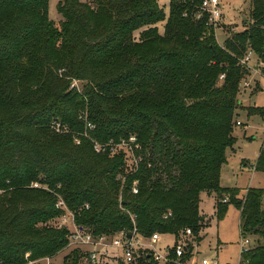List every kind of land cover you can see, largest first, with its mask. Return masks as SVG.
I'll return each mask as SVG.
<instances>
[{
  "label": "trees",
  "instance_id": "16d2710c",
  "mask_svg": "<svg viewBox=\"0 0 264 264\" xmlns=\"http://www.w3.org/2000/svg\"><path fill=\"white\" fill-rule=\"evenodd\" d=\"M202 2L170 0L167 13L159 0H60L57 24L50 0H0V263L68 247L70 230L48 224L65 213L59 195L96 233L131 230L134 214L145 235L190 229L200 240L208 192L219 220L235 204L242 236L259 237L239 264H264V188L239 197L221 185L251 73L241 60L252 50L264 68V0L222 45L208 16L197 18ZM121 142L132 163L112 147ZM82 256L72 250L63 264Z\"/></svg>",
  "mask_w": 264,
  "mask_h": 264
},
{
  "label": "rangeland",
  "instance_id": "374dc122",
  "mask_svg": "<svg viewBox=\"0 0 264 264\" xmlns=\"http://www.w3.org/2000/svg\"><path fill=\"white\" fill-rule=\"evenodd\" d=\"M60 0H50L49 14L57 24L62 19L61 14L57 10V5ZM91 2L92 0H82ZM170 0H159L161 7L165 8L168 13ZM222 7V19L219 27L215 32L217 41L222 45L228 37L233 33L247 29L253 22L251 16L252 0H220ZM160 33L164 32V22L158 24ZM136 39H139V32L135 33ZM252 51V50H251ZM248 52V51H247ZM246 52V53H247ZM245 56V55H244ZM251 73L245 78L241 85L240 98L245 101L244 107L240 108L241 114L238 117L240 121L246 122V127L236 124V142L232 147L227 148V162L222 167L221 185L223 187H237L241 190L239 197H244L249 189L264 188V170L257 168L261 149L264 141V68L260 64L258 56L252 51V58L249 62ZM219 81L223 79L219 78ZM81 85L80 82H75ZM249 93L253 94L249 97ZM250 100V101H249ZM256 104V105H255ZM247 107L256 109L254 117L248 118ZM261 108V109H260ZM243 112V113H242ZM93 127V125H90ZM235 135V134H234ZM112 147L124 150L127 152V157L134 159L133 151L127 146V143L112 144ZM35 182L31 186H34ZM4 192L0 190V195ZM242 193V194H241ZM228 198V197H227ZM216 196L208 192H202L200 202V214L204 216L202 227L200 229V240L191 232L186 234V230L181 231L178 235L182 240L194 243L197 248L198 260L204 257L217 259L219 264H239L242 254V234H241V210L231 204L223 219H218L216 210ZM53 227L67 226L69 229H74V225L70 218L64 219L57 217L48 223ZM251 243L250 248L254 247L259 238L256 234L247 236ZM175 242V235L171 233L162 234L160 239V247L172 246ZM73 249L66 247L58 255L49 258H40L34 261H29L26 264H63L64 258ZM30 253L27 254V257ZM82 264L83 261L81 260Z\"/></svg>",
  "mask_w": 264,
  "mask_h": 264
},
{
  "label": "built area",
  "instance_id": "2783aa9c",
  "mask_svg": "<svg viewBox=\"0 0 264 264\" xmlns=\"http://www.w3.org/2000/svg\"><path fill=\"white\" fill-rule=\"evenodd\" d=\"M204 14L208 16V25L215 33L223 14L221 1L203 0L197 18H202ZM251 58L252 51L249 50L242 58V64L250 67ZM224 76L222 75L221 78L224 79ZM237 124L240 125L241 121H237ZM76 141L80 143V140L77 139ZM94 148L97 152L104 150L98 142L95 143ZM34 187L48 188L38 182H35ZM133 192L138 193V188L134 187ZM227 200L226 197L224 201ZM56 206L65 211L61 217L64 219L69 217L74 225V229L65 226L70 230L68 246L81 252L83 264H141L144 261H153L157 264H219L217 259L210 260L207 257H204L200 263L194 243L187 242L185 239L182 240L179 235L174 234L175 242L172 246L161 248L159 243L162 234L160 232H154L151 235L141 233L136 226L134 214H131L134 223L133 229L96 233L93 229L76 223L74 212L69 209L60 195ZM185 232L188 234L190 230L186 229ZM250 243L248 237L242 236V252L250 248ZM191 245L192 249H190Z\"/></svg>",
  "mask_w": 264,
  "mask_h": 264
},
{
  "label": "crops",
  "instance_id": "0c3cea01",
  "mask_svg": "<svg viewBox=\"0 0 264 264\" xmlns=\"http://www.w3.org/2000/svg\"><path fill=\"white\" fill-rule=\"evenodd\" d=\"M260 64H261V62H260ZM253 94H254V93H253ZM253 94L249 93L248 99H249V97H252ZM249 101H250V100H249ZM241 102H242V105H243V107H244V105H245V101L243 102L242 98H241ZM255 105H256V104H255ZM241 111H242V110L239 109V115H238V117L240 116ZM242 113H243V112H242ZM244 113L247 114L248 118H250V117H254L255 115H257V114L249 115L247 111L244 112ZM238 117H237V121H240ZM246 125H247V124H246L245 121H244V122L241 121V124H240L239 126H243V128H244V127H246ZM236 129H237V128H236ZM236 129L234 130L235 132H236ZM235 132H234L235 137H237V134H236ZM237 138H238V137H237ZM263 142H264V141H263ZM232 149H233V147H232ZM209 194H214V193H209ZM241 194H242V193H241ZM214 196H216V195L214 194ZM241 197H242V196H241Z\"/></svg>",
  "mask_w": 264,
  "mask_h": 264
}]
</instances>
